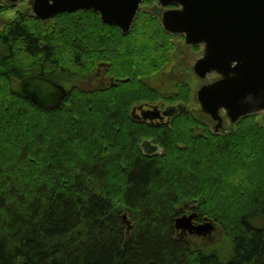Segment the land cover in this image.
Wrapping results in <instances>:
<instances>
[{"label": "trees", "instance_id": "obj_1", "mask_svg": "<svg viewBox=\"0 0 264 264\" xmlns=\"http://www.w3.org/2000/svg\"><path fill=\"white\" fill-rule=\"evenodd\" d=\"M63 15L70 17L56 25L21 12L0 30V264H264V145L255 139L264 125L249 115L235 133L221 134L183 118L161 131L147 128L160 132L153 135L164 148L148 156L124 91L94 94L74 85L60 108H38L17 93L18 79L41 74L75 84L83 78L75 51L84 69L89 55L120 41L101 34L98 15ZM144 24L131 44L148 56H139L143 64L168 47L157 23ZM135 54L127 59L133 66ZM152 77L139 85L158 87ZM95 107L101 114L86 117ZM243 143L246 151L233 153ZM233 189L244 193L235 190L238 204ZM193 199L200 219L218 223L222 241L179 235V205ZM125 213L133 221L129 237Z\"/></svg>", "mask_w": 264, "mask_h": 264}, {"label": "water", "instance_id": "obj_2", "mask_svg": "<svg viewBox=\"0 0 264 264\" xmlns=\"http://www.w3.org/2000/svg\"><path fill=\"white\" fill-rule=\"evenodd\" d=\"M2 0H0L1 2ZM17 2L19 0H8ZM34 12L41 19L57 13L92 8L106 23L121 26L124 32L131 28L143 0H31ZM163 5L177 3V9L166 11L163 23L167 30L184 33L186 42L205 44L203 55L195 69L201 76L217 73L219 78L202 85L195 93L198 113L214 122L216 131L225 130L226 117L234 126L243 116L264 112V0H160ZM18 93L30 98L43 109L61 106L67 88L44 75L31 74L17 85ZM176 107H168L165 114H173ZM224 112V113H222ZM147 155L161 153V147L151 140H143ZM191 214L175 218L183 234L208 237L215 229L213 220L195 223V206ZM130 231V218L123 214Z\"/></svg>", "mask_w": 264, "mask_h": 264}, {"label": "rangeland", "instance_id": "obj_3", "mask_svg": "<svg viewBox=\"0 0 264 264\" xmlns=\"http://www.w3.org/2000/svg\"><path fill=\"white\" fill-rule=\"evenodd\" d=\"M144 1L146 4L151 5V6L154 4L153 0H144ZM2 3H3V5H2ZM2 3L0 5V7L5 6V7H7V9L3 12H0V30L5 28L8 25V23H11L18 18V15L25 8V6L28 4V0H21L19 4L12 6V7L7 6L6 2H2ZM86 11H88L86 13L98 15L94 11H90V12H89V10H86ZM81 12H84V11L75 12V13H73L72 16L81 17V16H84L86 14V13L81 14ZM150 15L151 16L149 17V13L143 11V14H140L137 21L135 22V24L133 26V30L135 27L143 28V27H141L142 23H143V25H145L144 23H146V25H148V27L150 29L158 28L157 25H154V22L152 19V16H154V15H152V14H150ZM90 16H92V15H90ZM69 17H70V15H63L62 14L61 17H58V18L55 17L56 19L54 18V19L49 20V21H53L54 24L60 25V24H62V21L64 19H67ZM37 22H45V21H37ZM29 23L33 24L32 22H29ZM102 28H101V34H105L106 37L114 38L116 40L117 37L112 35V33H117L115 30H111L110 28H106L104 26H102ZM137 29H135V31ZM123 35H124V37H127V38H125V39L119 38L120 41H117L118 44L116 42H114L111 44L104 45L103 50H102V56L101 55H99V56L89 55L86 58L87 66L84 69L81 68L82 67L81 64L83 62H85L84 57L82 55H76L78 50L74 52V54L72 56V57H74L73 60L76 62H79V66L76 65V69L80 70V72H82L84 74L83 75L84 79H86L88 73L92 72V70L96 68V65L98 63H100L101 61H110L111 66H110L109 70H107V73L109 75H117V76H122V77L132 76L131 82L124 83L121 86L118 85L116 88H112V89L107 91V95L114 94L118 90L125 92V94H126V104H125L126 109H125V111H129V113H130L131 109L133 107L132 105L136 102H139V101H152V102L164 101L165 104L177 103L179 101H184V102L188 103L189 105H193V91L196 89L197 86H199L200 83L198 82V80L192 79L191 73L189 71H190V67L193 65L194 60L199 55L198 49H192L191 45H186L184 43L183 39H179L175 36L173 37L174 42H171V41L169 42V37L162 33L161 34V37H162L161 44L162 45L168 44V47L165 50H161L158 54L153 56L154 59L152 58V59L144 62V64H143V61H141V60L139 61V56L140 57L144 56L142 54L141 49H137V48L135 49L131 45L132 43H134L136 41L135 35L129 36V35L122 34V36ZM139 37H142V35L140 34ZM55 38H56V36H55ZM75 41L77 43L78 37L76 38ZM56 49L58 50L59 53L62 52L64 57L67 54L69 56V53L67 52V50H63L62 47H60L59 45L56 46ZM74 49H75V46H74ZM134 53H136L134 56V58L136 59V65L135 66H133V64H130L127 61V59H129L130 55L134 54ZM20 56H21V52H20ZM144 57H147V59H148V56H144ZM141 75H142V78L145 76H153L152 81L162 83L163 85L158 86V87L153 85L154 88H157V91H154V93H152V94H148L139 85L138 79ZM186 77H190L192 80L187 81L184 79ZM68 84H70L72 88L75 85L72 83H68ZM7 85H8V82H7ZM139 90H141V91H139ZM147 90H149V89H147ZM5 93H7V89L3 92V94L1 95V98H3V97L7 98L8 95L6 96ZM94 94H96V93H94ZM10 98H11V96H8L6 102L9 101ZM73 101H75V105H76L75 107H78L79 98H75ZM138 104H141V103L139 102ZM98 111H100V110H98L97 107H95V109H89V110H87L85 116L89 117V118L90 117H92V118L98 117L101 114ZM80 112L83 113V111H80ZM193 113L191 112L190 114L195 115ZM253 115L262 125H264L263 113H256ZM192 117H194V116H188V117L179 116L169 126H173L174 124H183V123L187 122V121H184L183 118L187 119L188 121L190 120V123L194 124L195 126H199V125L203 124L200 120H199V122L194 121L193 119H191ZM179 121H181V122H179ZM238 123L235 125L234 131L231 133H235L237 131V129L239 128ZM166 128H168V127H166ZM142 129L144 131H141L140 133H142L144 135L141 137V140L144 137H153L154 138V135H153L154 133H156L157 135L160 133V132H154V133L147 132V125L146 124H142ZM162 129H164V128H162ZM162 129H157V130L161 131ZM47 130L51 131V132L53 130H55L56 134H60V132H61L60 129H56V128L47 129ZM148 130L149 131H155L153 129H150V127L148 128ZM259 133H261V132H259ZM227 134H229V133H227ZM260 137H262L263 141L259 140ZM255 139H256L258 144L261 143L264 145V134H261V136L256 134ZM252 141H255L254 138L252 139ZM82 149L83 148H81V150ZM240 149H243L244 151H246V146H244V143L241 144L239 148L233 149V153H235L236 151H238ZM223 178H225V175ZM222 181H223V179L219 182H222ZM200 184H201V180H200ZM200 184L198 183V185H200ZM214 185L215 184H213V186ZM250 188H252V186H250ZM235 190H238V189L232 190L234 195H235ZM238 191H239V194L244 195V193H242V191H240V190H238ZM221 194L224 196L223 192H221ZM222 200L225 201L226 199H224V197H222ZM239 200H240V197L235 195V197L232 200V203L238 204ZM198 201L199 200H197V199L185 200V202L183 201L179 205V208L182 209V211H184L185 209H187V208H185V204H188L189 206L194 205L195 208L197 209ZM198 212L200 214L199 210H198ZM206 218H208V217H206ZM197 219L199 221L202 220L199 218V216ZM131 221H132V219H131ZM132 224H133V221H132ZM178 232H179L180 236L184 235V237H186L185 234L181 233V230H178ZM214 233L216 234L214 236V239L220 240V241L223 240L222 239L223 235H221L218 231H216V229L214 230ZM187 238L190 239V237H187ZM194 241H196V239H194ZM223 246L225 249L230 247L229 243H227V242H224ZM191 247L193 249H199L200 248L197 245H191Z\"/></svg>", "mask_w": 264, "mask_h": 264}, {"label": "flooded vegetation", "instance_id": "obj_4", "mask_svg": "<svg viewBox=\"0 0 264 264\" xmlns=\"http://www.w3.org/2000/svg\"><path fill=\"white\" fill-rule=\"evenodd\" d=\"M31 3L33 4V1H31ZM153 3L154 4L151 6V5L146 4L145 1L142 2V6L135 16V19L133 21L131 29L127 33H124L123 28L119 25H116V24L105 23L104 27L110 28L111 30H115L117 33H112V35H116V37H119L121 39L127 38V37L122 36V34L129 35V36L135 35V38L137 39L140 34L142 35L143 28L135 27L133 30V26H134L135 22L137 21L139 15L143 14V11H144V12L149 13V17L151 16L150 14L154 15V16H152L153 22L157 23L159 25L160 31L169 37V42L170 41L174 42V40H173L174 36H172L170 33L165 31L163 29L162 25L160 24V21H161L160 17L164 13V11L170 10L172 8H177L178 5L170 4L169 6L164 7V6L160 5L158 0H153ZM27 7L30 8L29 6H27ZM79 11H84V10H79ZM89 11H91V10H89ZM141 27H143V23L141 24ZM135 29H137V30L135 31ZM176 37L179 39H183V41H184L183 35H179ZM161 39H162V37H160V42H161ZM191 46H192V49H198L199 55L197 58H199L202 54V46H200V45H191ZM100 55L102 56V52ZM97 56H99V55H97ZM196 59L194 60L193 65L190 67L189 72L191 73L192 79L198 80V82H201V80L203 78H201L196 73V71L194 69V63H195ZM76 65L79 66V62H76ZM110 66H111L110 61H101L100 63H98L96 65V68L93 69L92 72L88 73L86 79H84V77L77 79V81L75 83L76 89L77 90H83V91L90 92V93L107 92L108 90H110L112 88H116L118 85L121 86L124 83L131 82L132 76L122 77V76H117V75H109L107 73V70H109ZM76 73L78 75L80 73L82 74V76L84 75L82 72H80V70H77V69H76ZM215 77H216V75L208 76L209 79H213ZM184 79L187 81L192 80L190 77H186ZM138 80H139V82L144 84V77L142 78V75L139 77ZM155 83L158 86L163 85L162 83H158V82H155ZM64 85L66 86L68 91L71 89V85L66 84V83ZM141 87L143 88V85H141ZM139 91H141V90H139ZM154 91H157V88L153 87L149 90H145V92L148 94H152V93H154ZM139 102L141 104H138ZM139 102H136L132 105L133 107H132L130 113H129V111H125L127 116L131 119L132 124L135 125L134 127H137V128H142V124H146L147 128L150 127V129H153V130L162 129V128L169 127V125H171L177 119V118H175V116L178 114L181 116H184V117L195 116V115L190 114L191 112L193 113V111H192L193 106L189 105L188 103H186L184 101H181V102H183L185 104V106L181 102L180 103L177 102L176 104H174V103L165 104L164 101H155V102L139 101ZM173 105L178 107V109L174 112V115L168 116V115L164 114V110L166 109V107L173 106ZM225 126H227V125H225ZM154 138L153 137H144L142 140L152 139L155 144L160 145V143L156 142V140L154 141ZM189 212H190V210L187 211V213H189ZM211 238H213V236Z\"/></svg>", "mask_w": 264, "mask_h": 264}, {"label": "bare ground", "instance_id": "obj_5", "mask_svg": "<svg viewBox=\"0 0 264 264\" xmlns=\"http://www.w3.org/2000/svg\"><path fill=\"white\" fill-rule=\"evenodd\" d=\"M123 217V216H122ZM197 218H198V216H197ZM196 218V219H197ZM208 220H211V219H209L208 218ZM126 223V222H125ZM126 225H127V231H126V235H127V237H129V235L131 234V230H132V227H133V225H132V221L130 220V226H131V229H130V231L128 230V224L126 223ZM176 225V224H175ZM177 228V227H176ZM178 229V228H177ZM178 230H181V233H182V229H178ZM183 234V233H182Z\"/></svg>", "mask_w": 264, "mask_h": 264}]
</instances>
